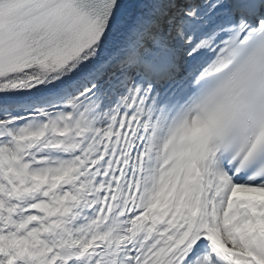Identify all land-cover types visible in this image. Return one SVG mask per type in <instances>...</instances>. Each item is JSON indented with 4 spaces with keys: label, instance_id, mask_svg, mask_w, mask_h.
I'll return each instance as SVG.
<instances>
[{
    "label": "snow or ice",
    "instance_id": "snow-or-ice-1",
    "mask_svg": "<svg viewBox=\"0 0 264 264\" xmlns=\"http://www.w3.org/2000/svg\"><path fill=\"white\" fill-rule=\"evenodd\" d=\"M0 264H264V0H0Z\"/></svg>",
    "mask_w": 264,
    "mask_h": 264
}]
</instances>
